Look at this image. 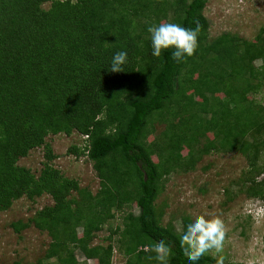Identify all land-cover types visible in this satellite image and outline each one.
Wrapping results in <instances>:
<instances>
[{"label": "trees", "instance_id": "1", "mask_svg": "<svg viewBox=\"0 0 264 264\" xmlns=\"http://www.w3.org/2000/svg\"><path fill=\"white\" fill-rule=\"evenodd\" d=\"M206 3L0 0V211L22 197H52L54 204L31 219L51 238L37 264H81L78 250L86 261L113 264L116 247L125 264H157L151 246L160 240L172 250L168 264H189L179 230L173 221L163 223L157 202L164 178L194 169L199 155L213 150L248 158L247 194L264 203V165L258 172L264 105L250 97L264 86V27L255 41L231 33L210 38ZM195 20L198 48L186 62L173 61L170 50L151 55V24L195 28ZM119 50L128 52L126 72L110 73L106 68ZM158 119L168 123L155 138ZM62 133L85 140L69 153L93 162L96 193L53 164L59 155L47 139ZM39 147L46 161L36 174L19 161ZM106 226H112L108 244H95ZM13 227L20 233L30 223ZM217 260L206 254L197 264Z\"/></svg>", "mask_w": 264, "mask_h": 264}, {"label": "rangeland", "instance_id": "2", "mask_svg": "<svg viewBox=\"0 0 264 264\" xmlns=\"http://www.w3.org/2000/svg\"><path fill=\"white\" fill-rule=\"evenodd\" d=\"M49 6L50 2L44 5ZM204 15L210 23V38L231 33L241 39L255 41L264 27V0H207ZM261 64V60L255 62L257 67ZM250 97L264 105V86ZM167 123L161 119L154 121L155 138L166 129ZM208 137L211 139L213 135L209 133ZM155 138L150 137V141ZM47 140L59 155L53 161L55 167L67 177L77 179L82 187H88L96 193L100 180L93 162L87 156L79 158L69 153L73 145H85L83 137L79 133L71 136L62 133L49 136ZM207 140L204 139L203 143ZM183 153L186 155L188 149ZM153 158L158 161L156 156ZM198 159L194 169L174 172L164 178L165 188L157 202L164 211L163 223L173 221L180 231L184 217L190 218L194 214H201L206 218L219 217L225 225L224 248L219 254H207L216 259L222 256L223 264H264V203L260 198L247 194V186L251 184L247 183L251 177L248 173V158L237 151L213 150L199 155ZM45 161V149L39 147L31 151L29 156L21 158L19 164L39 174ZM259 164L258 172L264 165V149L261 150ZM258 172L254 174L257 176ZM263 178L264 175L261 176ZM53 204L54 201L48 194L35 200L22 197L14 201L8 210L0 211V264H37L45 259L51 238L47 232H42L33 225L31 219L39 210ZM133 210L139 213L136 206ZM19 221L30 223V227L20 233L16 232L13 224ZM117 223L118 219L113 222L114 225ZM110 227L112 226H106L97 233L95 244H108L106 238L111 233ZM78 231L81 233L82 229L79 228ZM77 259L81 264H94L93 260L86 261L79 250ZM125 262L126 257L116 247L113 264ZM48 263L58 262L56 259L44 261V264Z\"/></svg>", "mask_w": 264, "mask_h": 264}, {"label": "clouds", "instance_id": "3", "mask_svg": "<svg viewBox=\"0 0 264 264\" xmlns=\"http://www.w3.org/2000/svg\"><path fill=\"white\" fill-rule=\"evenodd\" d=\"M195 28H186L174 22L151 24L147 28L151 55L159 58L166 50L171 51V59L176 63L186 62L198 48V36L201 32L199 20H195ZM128 64V52L119 50L114 53L106 68L110 73H125ZM179 247L183 257L189 264H197L201 257L209 252L219 254L223 251L225 241V225L219 217L206 218L201 214L192 215L179 231ZM157 264H168L171 248L160 240L151 246ZM223 257L217 264H223Z\"/></svg>", "mask_w": 264, "mask_h": 264}]
</instances>
